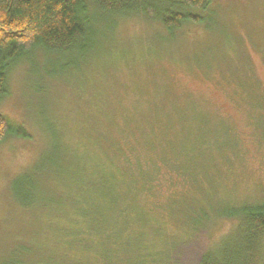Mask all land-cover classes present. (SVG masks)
I'll list each match as a JSON object with an SVG mask.
<instances>
[{"label": "rangeland", "instance_id": "1", "mask_svg": "<svg viewBox=\"0 0 264 264\" xmlns=\"http://www.w3.org/2000/svg\"><path fill=\"white\" fill-rule=\"evenodd\" d=\"M202 15L203 23L173 31L142 17L97 22V37L79 49L21 57L0 104L29 134L0 142V264L21 244L45 255L56 249L59 213L71 216L73 201L85 199L107 153L116 152L111 139L125 124H147L152 105H165L171 116H164L179 121L184 142L193 144L183 153L194 162L184 167L204 182L190 186L164 170L155 184V217L163 218L168 199L180 195L189 209L204 193L217 210L264 203V0H213ZM252 87L247 97L244 88ZM22 175L19 194L28 207L15 188ZM180 222L167 230L180 239L171 257L156 245L153 264H197L239 219L216 214L193 235Z\"/></svg>", "mask_w": 264, "mask_h": 264}, {"label": "trees", "instance_id": "2", "mask_svg": "<svg viewBox=\"0 0 264 264\" xmlns=\"http://www.w3.org/2000/svg\"><path fill=\"white\" fill-rule=\"evenodd\" d=\"M212 2L0 0V104L9 95L10 72L20 65L24 55L36 51L48 55L70 53L97 37L98 30L94 27L97 22L107 24L111 19L116 25L120 20L142 17L158 22L167 31L179 30L185 24L203 23L202 14ZM244 90L247 97L253 93V87ZM260 97L264 99L263 92ZM168 111L165 105H152L144 114H151V118L147 116L150 120L147 124L139 127L125 124L116 138L111 139L116 152L107 153L105 169L96 173L98 184L90 188L84 200L73 201L70 217L59 213L56 249H48L53 252L45 255L43 248L21 244L1 264H153L151 247L160 244L167 250L169 260L170 246L173 249L178 246V234H169L167 230L181 227V218L190 225L188 234L193 235L216 214L238 218V227L212 249L204 251L197 264H264V203L236 202L217 210L210 199L202 200L204 193L189 209L186 196L180 195L168 199L169 207L164 206L163 218L155 217V184L164 170L177 171L190 186L204 187L194 171L186 170L194 157L183 151L192 150L193 144L190 139L184 142L177 119L172 122L164 116H171ZM259 113L264 115V105L259 107ZM186 126L192 133V126L188 123ZM9 136L28 138L29 134L0 111V142ZM184 162L190 165H183ZM23 179V175L16 179L15 188L20 203L28 207L29 201L19 194ZM45 201L43 206H51Z\"/></svg>", "mask_w": 264, "mask_h": 264}]
</instances>
